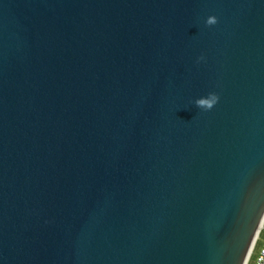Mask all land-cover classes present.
<instances>
[{
  "label": "water",
  "instance_id": "1",
  "mask_svg": "<svg viewBox=\"0 0 264 264\" xmlns=\"http://www.w3.org/2000/svg\"><path fill=\"white\" fill-rule=\"evenodd\" d=\"M263 220L264 0H0V264H247Z\"/></svg>",
  "mask_w": 264,
  "mask_h": 264
},
{
  "label": "built area",
  "instance_id": "2",
  "mask_svg": "<svg viewBox=\"0 0 264 264\" xmlns=\"http://www.w3.org/2000/svg\"><path fill=\"white\" fill-rule=\"evenodd\" d=\"M263 227H264V222H263V224H262V227H261V229H260V233H259L258 237L260 236ZM257 241H258V238H257V240H256V244H257ZM256 244H255V245H256ZM255 245H254V248L252 249V252H251V254H250V256H249V259H248V262H247L248 264H249L250 259H251V257H252V256H251L252 253L255 252V251H254V250H255ZM254 264H264V241H263V243L261 244V246H260V248H259V250H258V252H257V254H256V256H255Z\"/></svg>",
  "mask_w": 264,
  "mask_h": 264
},
{
  "label": "crops",
  "instance_id": "3",
  "mask_svg": "<svg viewBox=\"0 0 264 264\" xmlns=\"http://www.w3.org/2000/svg\"><path fill=\"white\" fill-rule=\"evenodd\" d=\"M263 240H264V235H263V232H261V234H260V236H259V240L257 241L258 242V244H257V246H255V254L258 252V250H259V248H260V246H261V244H262V242H263ZM254 260L252 259L250 262H249V264L251 263V262H253ZM253 264H254V262H253Z\"/></svg>",
  "mask_w": 264,
  "mask_h": 264
},
{
  "label": "rangeland",
  "instance_id": "4",
  "mask_svg": "<svg viewBox=\"0 0 264 264\" xmlns=\"http://www.w3.org/2000/svg\"><path fill=\"white\" fill-rule=\"evenodd\" d=\"M262 227V226H261ZM260 227V229H261ZM262 232H263V235H264V227L262 228ZM258 240H259V237H258ZM264 241V240H263ZM263 243V242H262ZM256 246V245H255ZM251 254V253H250ZM257 254V253H256ZM256 254L253 252L251 256H253V260L255 259V256ZM254 262V261H253ZM253 262H251L250 264H253ZM248 264V263H247Z\"/></svg>",
  "mask_w": 264,
  "mask_h": 264
},
{
  "label": "clouds",
  "instance_id": "5",
  "mask_svg": "<svg viewBox=\"0 0 264 264\" xmlns=\"http://www.w3.org/2000/svg\"><path fill=\"white\" fill-rule=\"evenodd\" d=\"M209 23H214L215 22V20H214V18H209V21H208ZM199 103H205L204 101H201V102H199ZM209 106H211V105H209Z\"/></svg>",
  "mask_w": 264,
  "mask_h": 264
},
{
  "label": "bare ground",
  "instance_id": "6",
  "mask_svg": "<svg viewBox=\"0 0 264 264\" xmlns=\"http://www.w3.org/2000/svg\"><path fill=\"white\" fill-rule=\"evenodd\" d=\"M263 222H264V220H263ZM263 222H262V224H263ZM262 226V225H261ZM260 231V230H259ZM259 233V232H258ZM258 236V235H257ZM256 239H257V237H256ZM255 243V242H254ZM254 246V245H253Z\"/></svg>",
  "mask_w": 264,
  "mask_h": 264
},
{
  "label": "trees",
  "instance_id": "7",
  "mask_svg": "<svg viewBox=\"0 0 264 264\" xmlns=\"http://www.w3.org/2000/svg\"><path fill=\"white\" fill-rule=\"evenodd\" d=\"M257 244H258V242H257ZM257 244H256V246H257ZM253 259V256L251 257V259H250V261Z\"/></svg>",
  "mask_w": 264,
  "mask_h": 264
}]
</instances>
